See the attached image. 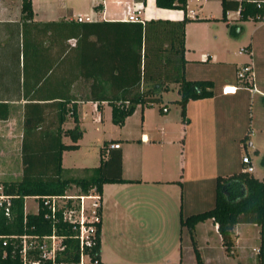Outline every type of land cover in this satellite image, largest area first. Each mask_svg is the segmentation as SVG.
<instances>
[{"label": "crops", "instance_id": "1", "mask_svg": "<svg viewBox=\"0 0 264 264\" xmlns=\"http://www.w3.org/2000/svg\"><path fill=\"white\" fill-rule=\"evenodd\" d=\"M31 4L33 23L42 25L74 22L99 25L88 28V40H94L95 33L102 30L111 37L113 32L120 28L102 23L129 22L127 11L142 20V24L158 19L176 21L184 16L180 10L158 8L155 0H31ZM187 5L185 15L194 19L191 18L192 14L187 12ZM188 23L185 25L184 77L187 80H210L214 86V78L197 79L198 68L193 69L189 65L190 48L186 29ZM53 29V33L52 28L46 33H41L39 83L52 91L59 85L70 82V93L76 95L79 100H87L88 88L93 79H85L80 75L79 60L75 56V49H78L76 38L71 37L64 41L65 31L57 27ZM22 30L21 0H0V101H10L9 119L11 105H21V127L23 102H12L16 100L12 94L15 93V86L24 82V77L26 83L33 82L32 73L35 70L29 55L25 62L27 72L23 74ZM32 31V26H29V37ZM245 48L250 51L247 55L250 59L243 63H234V66L238 72L245 64L250 65V86L253 87L246 88L241 82L234 94H223L224 85L213 89L211 98L189 101L186 105V121L182 120L180 108L175 103L179 95L174 85L171 90L161 95V100L163 101V95L169 92H172L171 95L176 93L170 102L177 109H171L166 104L143 107L138 105L120 127L112 123L111 108L106 103L98 106L90 101H81L77 104L78 123L83 133L76 143V150L80 149L86 133V128L81 127L85 119L92 125L107 123L112 133L104 138L106 131L103 130L101 135L104 139L100 150L105 147L104 159L110 154L119 153L120 176L124 180L120 183H107L102 187L100 264H120V261L130 263L132 258L136 260V264H150L155 256L157 264H196L192 240L203 264L257 262L258 244L250 245L248 238L251 229L258 232V227L253 224H237L233 227L236 237L232 256L225 254L217 224L212 220L198 223L191 236L188 231L180 229V218L214 206L216 177L236 173L237 166L225 147V134L219 137L218 133H234L235 126L240 124L238 105L242 99L247 98L245 91L248 90L252 95L258 93L264 99V90L261 91L257 87L260 78L264 77V20L254 24ZM69 51H72V56L68 59ZM199 61L218 62L213 53L200 54ZM233 78L236 79L231 76L226 83ZM227 123L230 125L225 127ZM73 124L72 118L67 117L63 128H71ZM204 124L211 125L216 135L212 138L207 136ZM66 139L68 137L62 138L63 143H72L71 140L66 142ZM234 140L232 138L231 142ZM113 144H118L119 148H110ZM66 152L68 151L62 154V173L65 170L63 159ZM98 165L99 163L92 167L77 165L76 169L84 172ZM85 173L89 174L87 171ZM163 243L167 245L166 250L161 248ZM125 244L137 245L140 249L135 253L130 248H123Z\"/></svg>", "mask_w": 264, "mask_h": 264}, {"label": "trees", "instance_id": "2", "mask_svg": "<svg viewBox=\"0 0 264 264\" xmlns=\"http://www.w3.org/2000/svg\"><path fill=\"white\" fill-rule=\"evenodd\" d=\"M186 4L187 0H155L158 8L180 10L184 16L176 21L158 19L148 20L143 24L102 23L120 29H116L111 37L103 30L96 32L95 39L88 40V28L99 25L74 22L42 25L33 23L31 0H21L23 74L27 72L25 62L29 55L35 70L32 73L33 82L26 83L24 77V82L15 86V93L12 94L16 98L12 102H23L20 145L22 173L20 180L3 185L6 193L16 195L17 198L14 200L13 219L7 221L0 216V234H21L24 231L38 235L50 234L51 223L45 219L42 209L37 214H28L24 230V197L62 195L74 187L77 188V194L93 191L101 198L104 184L124 182L120 176L119 153L110 154L104 159L105 147L100 150L99 165L86 170L89 173L87 176L62 177V154L64 151L76 150V143L83 133L77 118L79 102L90 101L98 106L106 103L111 108L112 123L120 127L138 105L143 107L161 104V95L171 90L172 85L179 95L175 103L180 108L183 121H186V105L189 101L212 97V81L187 80L184 77L185 25L196 20L186 17ZM236 8L237 3L221 0V19L225 20L226 12ZM258 13L260 11L248 6L239 19L264 20L257 17ZM29 26L33 28L30 37L27 35ZM56 27L65 31L64 41L71 37L76 38L78 49H75V56L79 60L80 75L85 79H93L88 88L87 100H79L70 93V82H65L59 85L58 90L54 88L52 91L39 83L41 33H46L51 28L53 33V28ZM71 56L72 51H69L68 59ZM244 85L252 87L250 84ZM45 97L59 99L49 100ZM9 103L10 101H0V121L8 119ZM67 117H71L74 124L71 128L64 129L63 124ZM63 137L70 138L72 143H63ZM261 165L264 167V155ZM206 220L217 224L221 245L227 256L233 255L235 225L253 224L258 227L257 264H263L264 178L259 179L244 169L227 176H217L214 206L180 218V229L188 231L191 236L194 227ZM58 228H62L67 236L72 233L67 225H60ZM66 244L67 260H77L75 243L68 239ZM192 247L196 264H203L193 240ZM93 255L100 262V225L96 232Z\"/></svg>", "mask_w": 264, "mask_h": 264}, {"label": "rangeland", "instance_id": "3", "mask_svg": "<svg viewBox=\"0 0 264 264\" xmlns=\"http://www.w3.org/2000/svg\"><path fill=\"white\" fill-rule=\"evenodd\" d=\"M187 4V12L192 14L191 18L198 20L191 21L186 28L187 43L190 48L188 54L189 65L193 69L198 68L197 79L213 80L212 78H214L213 89L221 88L227 84L239 87L242 81L237 77L238 72L235 70L234 63H243L250 59L247 56L248 54L239 52L248 44L251 31L257 21L253 19L242 21L238 19L236 11H228L225 20H222L220 0H202L201 2L187 0ZM202 53H213L217 57L218 62L201 63L199 59ZM231 76L236 79H229L228 83H226V80ZM257 87L261 91L264 90V77L260 78V83L257 84ZM245 92L247 98L245 100L242 99L243 102L241 100L238 105L240 107V124L236 125L237 127L235 126L234 133L219 132L218 136L225 134V147L228 148L229 155L237 166L235 172L242 171L245 168V165L242 164V158L248 157L254 168L253 176L262 179L264 178V167L261 165L264 155V99L258 93L252 95L248 90ZM171 94L172 92L163 95L161 105L164 106L166 104L171 109H177L170 102L171 97L176 96V93L174 95ZM20 108L21 105H11L10 119L8 118L9 120L5 123H0V185L18 181L21 178L20 134L22 127ZM225 125V127H228L230 123ZM81 127L86 128V133L81 141L80 149L68 151L64 154L63 167L65 170L62 173L64 178L87 176L86 171L82 172V170L76 169L77 165L96 166L99 163L100 147L103 144L102 139L109 137L112 133L107 123L92 125L87 119L81 124ZM203 128L207 130V136L212 138L216 135L211 125L204 124ZM103 130L106 131L104 138L101 135ZM228 138H231V140L234 138L235 140L231 142ZM66 142L69 143L70 139H66ZM68 193L76 194L77 188L73 187ZM86 203L89 202L87 201ZM24 204L26 210L33 211L35 208V203L31 197L26 198ZM257 230L259 232V229ZM258 232L256 233L255 229H251V235L248 236L250 245L259 243ZM184 237L186 240L187 234ZM123 248H127V250L130 248L131 251L137 253L140 246L125 244ZM161 248L166 250L167 245L163 243ZM135 261L132 258L130 263H127L128 261H120V264H136ZM150 264H157L156 256Z\"/></svg>", "mask_w": 264, "mask_h": 264}, {"label": "built area", "instance_id": "4", "mask_svg": "<svg viewBox=\"0 0 264 264\" xmlns=\"http://www.w3.org/2000/svg\"><path fill=\"white\" fill-rule=\"evenodd\" d=\"M226 1L237 3L234 11L238 19L248 6L260 11L257 17L264 19V0ZM127 20L142 23V20L130 11H127ZM239 53L250 54V51L243 48ZM237 77L242 83L252 85L250 65L245 64L238 71ZM236 90V86L227 84L222 88V93L234 94ZM110 148H119V145L113 144ZM242 164L245 165L246 172H253L254 168L248 157L242 158ZM28 197H31L35 203L33 211L25 209L24 202ZM28 197L23 198L24 230L28 214H37L42 209L45 212V219L51 223V232L46 235L31 234L26 231L21 234H0V264H100L93 255L96 232L101 224V198L98 194L93 191L88 194L65 192L62 195ZM16 198V195L6 193L4 186L0 185V216L7 221L13 219ZM87 201L89 203H86ZM60 225H67L72 231L71 235L67 236L62 228H58ZM68 239H71L77 247L75 261L67 260L66 241Z\"/></svg>", "mask_w": 264, "mask_h": 264}]
</instances>
